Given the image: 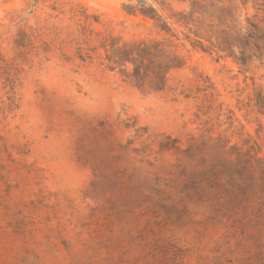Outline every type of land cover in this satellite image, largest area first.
<instances>
[{"label":"rangeland","instance_id":"1","mask_svg":"<svg viewBox=\"0 0 264 264\" xmlns=\"http://www.w3.org/2000/svg\"><path fill=\"white\" fill-rule=\"evenodd\" d=\"M250 24L264 0H0V264H264V53L218 45ZM141 43L163 90L109 62Z\"/></svg>","mask_w":264,"mask_h":264},{"label":"trees","instance_id":"2","mask_svg":"<svg viewBox=\"0 0 264 264\" xmlns=\"http://www.w3.org/2000/svg\"><path fill=\"white\" fill-rule=\"evenodd\" d=\"M196 5V3H195ZM252 29L249 32H246L244 36H241V33L238 31L236 34H228L225 31L221 33V42H219V46L228 45V49L233 48L232 41L238 43L241 52L239 62L245 64L249 59L253 58L258 54L263 55L264 51V35L259 36L260 29L256 25L250 24ZM218 37V36H216ZM218 39V38H217ZM194 47H200L204 50V45L201 41L196 40L194 43ZM213 47L214 44H213ZM157 51L155 54L160 53L158 48H155ZM113 55L109 57L110 64H120L121 66H125L128 63H132L133 73L125 72V76L134 82L137 88L140 90H144L146 88H151L154 90H163L166 86L165 76L161 73L162 66H159V72L151 71L150 65L145 64L146 55H153L151 51V47H149L146 43L138 44L137 46H123L117 47L113 49ZM212 50V48H209ZM183 64L178 57L172 58L169 60V64H167L166 68L168 71L171 69L181 68ZM113 67V66H112ZM261 98V96H260ZM257 106L262 110L264 109V104L260 99L257 101ZM141 131V130H137ZM178 142H176L177 144ZM165 146L161 143V150H164ZM176 150H180L179 146H175ZM187 150H192V148H188ZM138 153H141L145 156V149H138ZM179 167V166H178ZM185 169L180 171L179 173H174L172 175V179L162 180L161 178H156L154 184L150 182L149 177H145L144 181H146V186H190L189 178H186ZM217 173V172H216ZM206 174L208 172H201L198 174L197 180L193 181L194 186H208L206 180ZM204 191L206 189H203ZM159 192V190H157ZM184 189L179 191L178 194L182 200L185 198ZM184 195V197H183ZM236 205L232 203L222 202L220 200H214L212 204L207 205L208 210V218H217L219 220L227 219L230 220L232 216L236 213Z\"/></svg>","mask_w":264,"mask_h":264}]
</instances>
